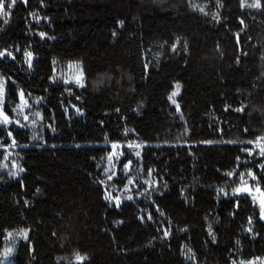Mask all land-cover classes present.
Here are the masks:
<instances>
[{"label": "trees", "instance_id": "1", "mask_svg": "<svg viewBox=\"0 0 264 264\" xmlns=\"http://www.w3.org/2000/svg\"><path fill=\"white\" fill-rule=\"evenodd\" d=\"M256 4L17 0L0 11V108L18 119L22 92L28 114L0 125V264L264 257L259 205L236 192L264 195Z\"/></svg>", "mask_w": 264, "mask_h": 264}, {"label": "rangeland", "instance_id": "2", "mask_svg": "<svg viewBox=\"0 0 264 264\" xmlns=\"http://www.w3.org/2000/svg\"><path fill=\"white\" fill-rule=\"evenodd\" d=\"M65 73L68 77L69 76L73 77L72 81L74 82L81 81V70L78 65L74 63L67 64ZM62 76H64V74ZM3 88H4V83L2 80H0V107H1V102H3ZM19 99H20V113H19L18 119L14 117H10L2 108H0V125L8 126L13 123L20 125L22 124V121L27 120L28 114L24 108V105H22L24 103L26 104L25 97L22 92L19 93ZM118 146H121V145L114 144L113 148H117ZM111 158H114V157L112 156L109 159ZM120 158H121V154H119V151H118L115 159H120ZM236 192L238 193L244 192V193L251 194L254 200L258 203L259 209H260V216L264 220V195L259 189V187H252L251 185H243L239 187ZM2 264H12V261L9 259L8 256H5L2 261ZM241 264H264V257L252 259L249 261H244Z\"/></svg>", "mask_w": 264, "mask_h": 264}, {"label": "snow or ice", "instance_id": "3", "mask_svg": "<svg viewBox=\"0 0 264 264\" xmlns=\"http://www.w3.org/2000/svg\"><path fill=\"white\" fill-rule=\"evenodd\" d=\"M16 2H17V0H12V4H15ZM12 4L5 5L4 0H0V11H3L5 9V7L11 8L12 7ZM254 6L255 7H259L260 6L259 5V0H257V4L254 5ZM6 14L7 13L5 12V15ZM41 35L43 36V34H41ZM173 48L175 49V45H173ZM0 55H3V54L0 53ZM26 55L28 56L29 62H30L31 61V53H27ZM178 92H179V85L176 86V91H174L172 93V96L169 97V99H172L173 97H175L178 94ZM173 103H175V100H173ZM177 107H179V106H177ZM165 235H167V233H165ZM84 259H85V257H81V256L77 255V261H82Z\"/></svg>", "mask_w": 264, "mask_h": 264}]
</instances>
